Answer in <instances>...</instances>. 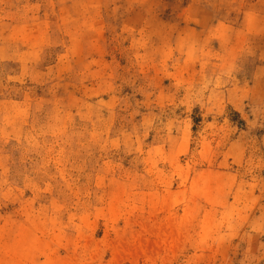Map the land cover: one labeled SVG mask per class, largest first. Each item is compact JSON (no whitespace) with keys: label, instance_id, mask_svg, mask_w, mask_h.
Masks as SVG:
<instances>
[{"label":"rangeland","instance_id":"rangeland-1","mask_svg":"<svg viewBox=\"0 0 264 264\" xmlns=\"http://www.w3.org/2000/svg\"><path fill=\"white\" fill-rule=\"evenodd\" d=\"M0 264H264V0H0Z\"/></svg>","mask_w":264,"mask_h":264}]
</instances>
